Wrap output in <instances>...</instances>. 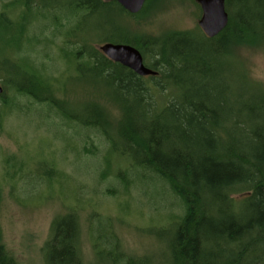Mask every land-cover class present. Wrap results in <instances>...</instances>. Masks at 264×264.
Segmentation results:
<instances>
[{"label":"trees","instance_id":"1","mask_svg":"<svg viewBox=\"0 0 264 264\" xmlns=\"http://www.w3.org/2000/svg\"><path fill=\"white\" fill-rule=\"evenodd\" d=\"M23 2L28 13L36 4L35 0ZM39 3L40 12L59 8L69 18L80 16L64 33L81 45L68 54V64L78 75L89 73L105 81L108 91L81 111L70 108L64 97L56 101L57 93L66 94L42 75L20 46L22 41L31 42L25 35L28 13L11 23L10 5H6L0 12V31L10 34L17 26L16 54L25 52L18 65L0 58V107L10 109L16 97H27L46 103L65 122L97 131L108 148L105 172L113 174L125 192L130 176L161 182L179 211L167 213V225L153 232L156 238L151 232L154 240L165 243L162 251L155 256H134L122 249L113 223L100 217L90 200L80 198L78 183L53 160L46 165L34 158L29 164L16 160L12 166L22 175L18 180L10 175L12 194L17 191L25 196L44 188L43 196L68 197L66 211L53 218L42 246L44 264H264V91L249 86L237 71L233 95L217 84L222 74L217 59L228 45L234 52L242 44L264 47V0H225L227 26L211 39L199 28L157 38H127L125 31L112 29L104 39L92 42L114 43L111 39L118 37L115 44L135 47L144 65L157 73L143 78L106 59L78 34L84 21L93 16L142 18L154 0H146L136 15L103 0ZM11 41L8 36L0 38L3 45ZM100 101L112 106L116 114ZM114 160L116 168L111 170ZM33 199L37 198L25 197ZM101 219L105 224L99 223ZM82 220H86L92 249L88 261L81 251ZM0 264H16L3 244L1 228Z\"/></svg>","mask_w":264,"mask_h":264},{"label":"rangeland","instance_id":"2","mask_svg":"<svg viewBox=\"0 0 264 264\" xmlns=\"http://www.w3.org/2000/svg\"><path fill=\"white\" fill-rule=\"evenodd\" d=\"M35 3L28 13L25 12L23 0H0V12L10 5L7 11L11 23L17 21L23 12L28 13L25 35L31 42L20 43L21 48L26 50L20 52V56L23 57L22 53L25 52L42 75L51 79L53 86L66 94L57 93L54 96L56 101L64 97L70 108H81V111L108 88L102 79L89 73L78 75L75 68L68 64V54L79 49L80 42L66 37L64 33L73 27L80 16L69 18L68 12L59 8L46 10L48 13L40 12L39 0H35ZM150 7L142 18L135 16L124 20L116 14L104 19L90 17L81 25L78 36L87 41L91 48L97 49L101 43L92 42L104 39L112 29L125 31L129 34L128 37L124 35L127 38H157L199 30L197 22L201 12L193 0H154ZM16 27H12L10 34L0 31V38L6 39L8 36L12 40L9 44L0 43V58L18 65L23 61L16 54L19 50ZM111 40L114 43L120 41L118 37ZM217 60L219 72H222L217 84L226 88L229 95L235 92L236 71L243 75L249 86L264 91L263 46L242 44L234 52L228 45ZM145 64L148 66L149 60ZM2 81L0 78L1 88ZM16 100L10 109L0 107V228L3 244L16 264H44L42 246L48 238L50 224L56 215L66 211L65 200H68V197L43 196L47 192L44 188L25 196L17 191L13 194L10 192V175L14 176V180L22 175L17 167L12 166L14 161L28 162L33 158L36 163L45 165L53 160L74 183H78L80 198L90 200L99 216L113 223L126 253L155 256L162 251L165 243L154 240L153 232L167 225L168 212L174 215L179 212L178 203L167 193L166 187L161 182L129 175L131 183L125 192L114 180L113 174L105 172L108 148L97 131L65 122L46 103H38L27 97H16ZM100 104L112 115L116 114L105 101H100ZM115 163L114 160L111 170H115ZM146 177L151 176L147 174ZM108 190L116 192L109 194ZM25 197L37 199L26 201ZM84 214L87 220L88 215ZM86 220L81 221V251L88 261L92 259V249L86 237ZM99 223L105 224V221L101 219ZM94 228H98V223Z\"/></svg>","mask_w":264,"mask_h":264},{"label":"water","instance_id":"3","mask_svg":"<svg viewBox=\"0 0 264 264\" xmlns=\"http://www.w3.org/2000/svg\"><path fill=\"white\" fill-rule=\"evenodd\" d=\"M115 2L122 10L130 15L141 12L146 0H103ZM200 9L198 28L206 38L216 37L228 23V15L225 10V0H194ZM101 54L109 61L132 71L138 77L155 76L157 73L146 67L141 53L133 46L126 44L104 43L97 47ZM2 88L0 87V94Z\"/></svg>","mask_w":264,"mask_h":264},{"label":"flooded vegetation","instance_id":"4","mask_svg":"<svg viewBox=\"0 0 264 264\" xmlns=\"http://www.w3.org/2000/svg\"><path fill=\"white\" fill-rule=\"evenodd\" d=\"M113 44H115V43H113Z\"/></svg>","mask_w":264,"mask_h":264}]
</instances>
